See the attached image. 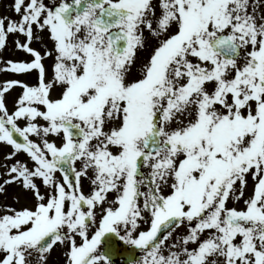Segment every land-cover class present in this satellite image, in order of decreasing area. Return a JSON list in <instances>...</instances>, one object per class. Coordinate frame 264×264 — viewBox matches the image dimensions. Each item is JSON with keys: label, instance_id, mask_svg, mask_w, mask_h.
<instances>
[{"label": "snow or ice", "instance_id": "obj_1", "mask_svg": "<svg viewBox=\"0 0 264 264\" xmlns=\"http://www.w3.org/2000/svg\"><path fill=\"white\" fill-rule=\"evenodd\" d=\"M0 9V264H264V0Z\"/></svg>", "mask_w": 264, "mask_h": 264}, {"label": "rangeland", "instance_id": "obj_2", "mask_svg": "<svg viewBox=\"0 0 264 264\" xmlns=\"http://www.w3.org/2000/svg\"><path fill=\"white\" fill-rule=\"evenodd\" d=\"M9 2H10V0H9ZM2 11H3V9H0V12H2ZM6 55L10 56L12 59H20V58H22V54L12 55L11 53H6ZM0 80H3L2 75H0ZM9 106L11 107V105H9Z\"/></svg>", "mask_w": 264, "mask_h": 264}, {"label": "flooded vegetation", "instance_id": "obj_3", "mask_svg": "<svg viewBox=\"0 0 264 264\" xmlns=\"http://www.w3.org/2000/svg\"><path fill=\"white\" fill-rule=\"evenodd\" d=\"M3 77V79H6V78H9V77H5V76H2ZM11 105V104H10ZM121 264H122V261L120 262Z\"/></svg>", "mask_w": 264, "mask_h": 264}]
</instances>
